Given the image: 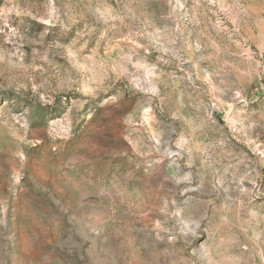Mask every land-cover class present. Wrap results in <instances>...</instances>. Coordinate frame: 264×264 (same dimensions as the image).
<instances>
[{
  "label": "rangeland",
  "instance_id": "rangeland-1",
  "mask_svg": "<svg viewBox=\"0 0 264 264\" xmlns=\"http://www.w3.org/2000/svg\"><path fill=\"white\" fill-rule=\"evenodd\" d=\"M0 264H264V0H0Z\"/></svg>",
  "mask_w": 264,
  "mask_h": 264
}]
</instances>
